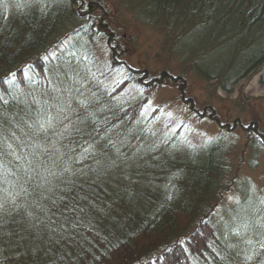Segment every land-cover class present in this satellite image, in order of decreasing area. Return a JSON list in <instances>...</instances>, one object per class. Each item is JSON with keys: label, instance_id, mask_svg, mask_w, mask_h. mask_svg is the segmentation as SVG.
Returning <instances> with one entry per match:
<instances>
[{"label": "trees", "instance_id": "1", "mask_svg": "<svg viewBox=\"0 0 264 264\" xmlns=\"http://www.w3.org/2000/svg\"><path fill=\"white\" fill-rule=\"evenodd\" d=\"M114 1L170 30L166 52L199 79L226 93L261 70L264 83V0ZM96 3L0 0V264L258 261L260 226L234 234L250 205L212 208L229 187L224 144L140 119L149 98L122 89L158 82L118 63ZM102 40L111 54L100 58ZM257 140L264 150L263 132ZM151 142L164 150L154 167Z\"/></svg>", "mask_w": 264, "mask_h": 264}, {"label": "rangeland", "instance_id": "2", "mask_svg": "<svg viewBox=\"0 0 264 264\" xmlns=\"http://www.w3.org/2000/svg\"><path fill=\"white\" fill-rule=\"evenodd\" d=\"M89 1L104 6L102 21L108 31L103 39L108 34L114 43L118 63L127 69L144 71L158 82L155 86L146 85L142 90L128 84L120 95L126 99L136 94L149 98L140 119L145 122L150 115H155L149 123L152 132L170 128L171 133H178L181 140L194 145H202L212 138L224 144L223 158L228 167V180L225 182L229 187L222 189L212 208L221 213L237 202L236 205L246 209L250 205L252 213L247 210L240 216V227L234 234L252 237L258 229L256 227L260 226V230L255 232L261 236L259 240L263 239L264 150L259 148L257 140L259 133H264V83L259 81L261 70L237 79L225 93L214 82L199 79L186 62H179L175 55L166 52L171 39L163 37V34L168 35L170 30L163 28V32L158 25H143L114 0H85ZM104 40L97 50L100 58L103 53L111 54ZM103 57L106 58V54ZM164 72L169 77H158ZM109 75V82H112L125 73ZM68 92L65 94L72 98V92ZM153 143L149 147L153 154L148 158V166L152 167L157 162L151 157H159L164 151L158 150L160 147L153 146ZM176 147L181 150L184 144L180 141ZM162 158L166 160L167 156ZM256 249L257 253L264 255L261 253L264 252V240ZM252 264H264V257Z\"/></svg>", "mask_w": 264, "mask_h": 264}]
</instances>
